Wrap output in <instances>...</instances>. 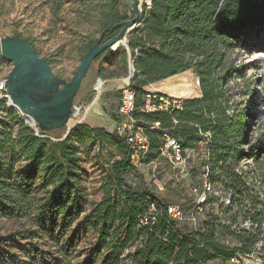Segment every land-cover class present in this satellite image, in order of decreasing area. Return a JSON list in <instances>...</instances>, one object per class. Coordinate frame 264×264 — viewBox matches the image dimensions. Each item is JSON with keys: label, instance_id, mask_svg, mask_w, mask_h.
<instances>
[{"label": "trees", "instance_id": "1", "mask_svg": "<svg viewBox=\"0 0 264 264\" xmlns=\"http://www.w3.org/2000/svg\"><path fill=\"white\" fill-rule=\"evenodd\" d=\"M44 1L54 16L62 12L63 0ZM120 1L103 0L98 19L99 37L104 32L101 44L119 32H105L106 29L132 17L129 7L128 13L120 14ZM263 37L264 0H151L140 24L128 37V47L122 46L125 73L129 75V55L134 68L128 85L135 94L134 127L149 140V150L141 164L166 162L170 167L160 156L166 138L174 140L183 152L203 144L207 158L201 165H207L208 180L219 195L212 194L208 202L213 206L219 197L230 196V204L225 206L228 221L211 213L197 227L179 224L167 214L168 205L178 203L161 199L151 184L142 185L139 191L132 189L125 177L129 172H138L130 162L132 150L119 133L77 124L61 140L66 127L51 131L39 128L36 134L15 110L2 109L0 105V152L8 145L13 153H24L28 160L26 168L11 173L12 177L0 174V217L19 223L21 228L0 235V251L10 240L33 241L40 232L53 237L55 230L65 233L83 212L82 168L76 140L85 137L93 142H108L120 153V158L108 167L102 198L82 217L83 224L97 236L96 244L87 253L89 262L100 259L103 264H209L255 254L264 264V202L260 197L264 193V173L258 175L256 167L264 162V138L251 142L247 120L252 116L235 107L227 90L234 75L243 70L241 66L235 68L232 54L254 50ZM97 39L84 44L81 58ZM112 51L106 49L92 62L74 102L91 72L94 78L105 80L101 64ZM186 71H192L197 78V96L170 105L167 110L145 109L148 95L174 100L164 92L148 90H158V86L189 73ZM117 106L118 103L112 114L115 121H119ZM8 112L11 118H5ZM10 119L17 126L15 137L8 131ZM247 160L251 162L252 176L250 171H241ZM36 181H40L38 185ZM151 205L155 208L153 215L141 224ZM247 219L256 228L232 229ZM225 238L233 239L237 245L229 246Z\"/></svg>", "mask_w": 264, "mask_h": 264}, {"label": "rangeland", "instance_id": "2", "mask_svg": "<svg viewBox=\"0 0 264 264\" xmlns=\"http://www.w3.org/2000/svg\"><path fill=\"white\" fill-rule=\"evenodd\" d=\"M63 3L62 12L54 16L44 0H0V39L11 36L27 40L38 56L48 62L56 76L69 81L80 64L84 44L99 37L98 19L103 0H63ZM128 7V0H121L120 14L128 13ZM140 7L144 14L147 7L144 4H140ZM255 46L256 48L249 52L240 51L232 54L235 68L241 66L243 70L241 74H235L227 85L235 107L244 110L247 116H252L247 120L250 121L248 137L251 142L257 138H264V37L258 40ZM114 50L117 51L111 50V55L101 64L103 69L101 77L105 79L102 80L103 83L98 82L99 77L92 76L94 71L91 72L81 95L74 102V106L79 110L75 112L76 117H72L73 124L118 133L119 121H115L112 114L119 101L120 90L127 85L128 74L125 73L123 65L124 49L119 46ZM11 68L12 63L1 60L0 77L7 75ZM186 72L189 73L158 86L161 92L154 93L164 92L173 99L183 100L197 96L199 87L195 82L197 78L192 71ZM4 116L11 118L9 112ZM25 121H28L27 118ZM8 131L15 137L17 126L13 119H10ZM76 144L82 168L83 212L67 226L65 233L60 234L55 230L53 237L40 232V237L33 241L27 238L10 240L1 248L0 264H103L100 259L91 262L86 259L90 246L97 242V236L83 224L82 217L102 198L108 167L113 160L120 158V153L108 142H93L85 137L76 140ZM204 147L203 144L198 147L201 154ZM201 164L200 157L189 161L188 175L183 178L171 168V165L170 167L166 165V162L140 165L137 167V175L129 172L125 181L132 189L139 191L142 185H150L154 173L164 186V189L158 192V196L166 202L178 203L188 208L202 190ZM27 165L26 155L18 151L13 153L8 145L0 152L1 175L12 177L11 173L22 171ZM256 167L258 175L262 176L264 162L261 167L257 164ZM192 168L195 169L194 176L191 173ZM250 175L252 176V173ZM39 182L36 181V184ZM216 190L212 194L218 197ZM227 198L228 196L219 197L213 206H209L210 210L213 208L212 210L221 216L222 221L229 220L225 215ZM20 229L19 223L0 217V235H7ZM219 240L222 241L220 238ZM224 242L229 246L237 245L233 239L225 238ZM257 259V256L245 258L240 264H262ZM219 263L215 261L209 264Z\"/></svg>", "mask_w": 264, "mask_h": 264}, {"label": "water", "instance_id": "3", "mask_svg": "<svg viewBox=\"0 0 264 264\" xmlns=\"http://www.w3.org/2000/svg\"><path fill=\"white\" fill-rule=\"evenodd\" d=\"M128 6L133 14L132 17L116 23L110 29H106L105 32H113L118 29L119 32L104 44H101L104 32L101 34L81 58L79 66L69 81L56 76L48 62L39 57L25 39L11 36L0 39V59L12 63V68L5 81L12 108L22 115L23 120L24 117H27L29 122H24L35 133H38L39 128L44 131H51L66 127L68 130L63 135L61 139L63 140L77 125L68 127L69 121L74 116L75 97L92 62L106 49L113 50L112 47L125 40L126 35L128 37L135 28L129 29L141 22L143 13L140 1L128 0ZM123 47H128L127 40ZM133 72L132 59L129 57L128 82Z\"/></svg>", "mask_w": 264, "mask_h": 264}, {"label": "built area", "instance_id": "4", "mask_svg": "<svg viewBox=\"0 0 264 264\" xmlns=\"http://www.w3.org/2000/svg\"><path fill=\"white\" fill-rule=\"evenodd\" d=\"M140 4H144L147 8H149L151 4V0H141ZM129 57L131 56L129 55ZM128 65H129V61H128ZM6 77L7 75L0 77V105L2 109L7 107L12 108L9 96L7 94V89L5 87ZM98 82L103 83L101 79H99ZM128 85L129 82H127V85L120 90V98L117 106V114L119 117V122H118L119 124L117 125V131L120 135L124 137L126 144L132 150V154L130 156V162L134 167L137 168L138 166L142 165L141 161L149 150V140L142 131L135 130L134 127L135 121L133 118V112L135 110V94L133 93V91H131L128 88ZM180 101L181 100H176V99L169 100L167 97L158 96L156 94L152 96L148 95L146 97L145 109L148 111H154L156 109L167 110L170 105H178ZM78 110L79 108L77 106H73V113H74L73 118L76 117L75 112H77ZM16 112L20 116H22L18 111ZM0 114H2L1 109H0ZM160 156L162 158H165L172 165L173 170L176 171V173L181 178H183L186 175H188L189 161L198 159L199 157L205 161V159L207 158V153L205 147L202 154L198 151V148L183 152L180 146L174 140L170 138H166L165 144L160 149ZM250 164H251L250 160L243 162L241 166V171L244 172L250 171L251 170ZM241 171L238 173L240 174ZM251 173L252 172L250 171V174ZM254 182L257 185H259L256 178H254ZM150 184L158 192L164 189V187L160 183V180L154 173L152 175ZM201 185H202V190L196 196V199L191 207L185 208L181 204L168 205L167 214L172 220L176 221L179 224H187L189 226L197 227L202 221L206 219L207 214L216 213L212 209L211 210L209 209V206L212 204H210L208 200L212 195V193L214 192V190H213V186L210 184L208 180V167L205 164L204 166H202ZM260 197H262L261 200L263 199L262 201L264 202L263 192L260 193ZM230 201H231V197L228 196L226 200V204L229 205ZM154 210H155L154 206L151 205L148 216H145L141 219V224L147 223L148 218H150L153 215ZM254 228H256V224L250 219L239 221L238 223L234 224L232 227V229L236 231H250ZM262 231L264 235V223L262 224ZM261 245L262 242L257 244L255 247V251H258ZM254 256L256 255L252 254L246 257L239 256L238 258H234L231 259L230 261L219 264H240V262L245 258H254Z\"/></svg>", "mask_w": 264, "mask_h": 264}, {"label": "bare ground", "instance_id": "5", "mask_svg": "<svg viewBox=\"0 0 264 264\" xmlns=\"http://www.w3.org/2000/svg\"><path fill=\"white\" fill-rule=\"evenodd\" d=\"M135 26L136 25H133L129 30H132V29H134L135 28ZM126 40H127V35H126V39L125 40H122L121 42H118V43H116L113 47H112V49L114 50V49H116V48H118L119 46H123V45H125L126 44ZM128 79H126V81H127ZM152 91L153 92H160V91H158V90H155V89H152ZM165 94V93H164ZM167 95V94H166ZM169 96V95H168ZM171 97V96H170ZM176 99H178V100H183V99H179V98H176ZM25 118H27V117H24V121H25ZM28 120V119H27ZM26 123L27 122H29V120L28 121H25ZM70 122H73V120L71 119L70 121H69V123H68V127H71L69 124H70ZM74 125V124H73Z\"/></svg>", "mask_w": 264, "mask_h": 264}, {"label": "flooded vegetation", "instance_id": "6", "mask_svg": "<svg viewBox=\"0 0 264 264\" xmlns=\"http://www.w3.org/2000/svg\"><path fill=\"white\" fill-rule=\"evenodd\" d=\"M133 15V14H132ZM118 31H119V29H118Z\"/></svg>", "mask_w": 264, "mask_h": 264}]
</instances>
